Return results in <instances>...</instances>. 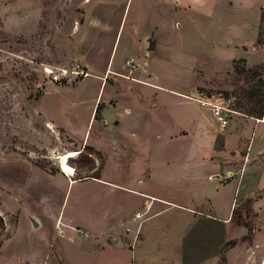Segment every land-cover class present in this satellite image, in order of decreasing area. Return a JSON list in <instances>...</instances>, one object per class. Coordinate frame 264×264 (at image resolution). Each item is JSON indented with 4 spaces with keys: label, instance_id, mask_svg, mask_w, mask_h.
<instances>
[{
    "label": "rangeland",
    "instance_id": "rangeland-1",
    "mask_svg": "<svg viewBox=\"0 0 264 264\" xmlns=\"http://www.w3.org/2000/svg\"><path fill=\"white\" fill-rule=\"evenodd\" d=\"M85 1L0 0V215L7 225L0 243L8 238L0 251V264H101L99 255L105 248L131 251L133 264H228L220 259L221 252L208 259L209 255H184L190 224L176 207L147 220L145 215L138 217L132 225L117 222L116 211L121 217L131 215L135 207L142 211L141 204L130 209L140 198L126 199L131 192H115L84 178L102 167L99 177L107 183L127 187L135 179L134 189L140 190V183L147 182L144 172L157 173L155 160L135 153H147L148 142L155 139L157 131L148 126L153 112L157 113L152 105L160 99L150 96L157 91L135 83L141 77L136 72L145 67L136 63L144 59L142 52L137 60H130V67L125 66L132 38L140 40L153 23L162 24V31L160 43V36L152 34L146 49L154 50L159 43L152 75L167 87L184 84L196 86L201 95L233 96L243 114L239 117L245 119L248 95L259 79L248 84L235 75L238 68L249 69L244 60L226 63L238 57L253 65L264 62V47L250 50L256 11L245 0H230L232 4L228 0H122L117 6L127 3L124 15L118 10L116 16L104 13L99 19L102 26L88 28ZM261 28L264 38V14ZM173 98L177 100L174 112L185 107L178 101L183 99ZM247 121V135L261 144L264 123L253 128V122ZM67 151L77 153L69 161L73 178L59 169L58 157ZM86 159L93 162V170L83 165ZM173 171L170 166L169 179ZM262 173L264 181V168ZM79 178L83 179L68 186L69 179ZM190 186L158 185L150 191L162 198L168 191L170 197L184 202ZM160 207V202L153 203L152 212ZM98 209L110 217L103 225L110 234L104 240L96 232ZM253 215V230L264 232V203ZM58 217L62 225L55 223ZM137 222L141 225L132 243ZM113 257L104 255V264H112L108 261ZM253 257L258 261L262 256ZM239 259L231 260L238 264Z\"/></svg>",
    "mask_w": 264,
    "mask_h": 264
},
{
    "label": "crops",
    "instance_id": "crops-1",
    "mask_svg": "<svg viewBox=\"0 0 264 264\" xmlns=\"http://www.w3.org/2000/svg\"><path fill=\"white\" fill-rule=\"evenodd\" d=\"M119 1L122 0H87L83 2L85 11H87V14L89 13V15L85 14L89 20L88 28L91 26L93 28L99 27V19L103 20L104 13H108V16L109 13L116 16L118 10L121 15H124L127 9V3H122L119 7L117 6V3H120ZM189 1L192 3L198 2V0ZM228 1L232 4L230 0ZM245 5L254 9L257 14V20L254 22L252 30L253 35H251V38L253 41L250 48L251 52H255L258 48L264 47L257 46L261 15L262 13L264 14V0H245ZM112 15L110 16L112 17ZM100 26H102L101 23ZM161 27L162 24L153 23L142 34L140 40L138 38H132L130 44L132 51L129 57L130 59H127V61H134L137 54L142 52V58L144 59L140 62L136 59V63L140 67L142 65H145V67L140 72H136L137 77H141L135 83L148 86L157 91L154 94L150 93V96L152 95L155 100L158 97L160 99L157 105H152V109H155L157 113L153 112L154 120L148 126L150 130L155 129L157 131L155 139L152 142H148L151 145L147 153H135L136 156H143L144 158L155 160L159 170L155 168L157 170L155 175H152L150 172H144L143 175L146 176L145 181L147 182L146 184L140 183V190L134 189V186L136 184L138 185L135 179H130L126 183L128 185L127 187L125 185L107 183L101 177L99 179L91 177L84 179H90L98 185L115 189V192L122 190L131 192L133 195L129 194V196H126V199H131L134 196L135 198H140L139 202L132 203L130 209L141 204L142 211H140V207H135L136 209H133L131 215L124 217H121V213L116 211L117 222L124 221L128 225H132L138 217L145 215V220H147L154 215L168 210L169 207H176L178 209L177 211L183 213V218L186 222L190 224V231L184 237L185 241L182 246V251L186 256L195 257L197 254V256L202 257L209 255L205 259L216 258V255L221 252L225 244L237 240L239 242L225 254L228 264H234L231 259L236 256L240 258L238 264H264V232L259 231L260 229H254L250 239L240 241L247 236L248 230L244 227L234 226L231 223L233 210L245 200L254 198L255 196L258 197L252 206L254 213L259 211L260 205L264 203V181L262 180L264 141L260 144V142H255L251 136L247 135L250 132V125L247 120L253 122V128H255L257 125L264 123V113L261 119L247 116L246 114L247 117L243 116L245 119L235 116L230 121L229 126L224 128L215 122L207 109L201 108L185 98V96H195V94H198L196 86L187 87L183 84L181 88L176 89L162 85L161 79H156V76L152 75L155 69L153 66L156 67L155 60L153 62L152 60L154 59V54L158 52L157 49L161 40ZM152 34H155L157 39L160 36L159 43L156 44L154 50L146 51L150 35ZM234 60H244L246 67L249 69L259 64H264L262 62L253 65L249 63V59H241L240 57L237 59H229L226 64H230ZM84 65L87 68L90 67L88 61H85ZM104 79L103 76L102 81ZM173 96L183 99L184 102L178 101L185 107L177 108L176 112H174V103L177 100ZM189 102L194 105L189 104ZM101 117L103 123L106 124L108 118L104 114ZM132 120L138 121L135 118ZM171 143L175 145L173 146V150H171L172 148L170 149ZM94 149L97 153L102 154L98 149ZM210 152L212 154H209ZM137 164H140V162L138 161ZM170 166L174 169L171 179L167 176V171L170 169ZM247 172H251V176L248 177ZM78 181L80 179L74 181L69 179L67 184L70 186ZM149 183H154V185H150ZM175 183H190L191 185V194L187 196L184 202L178 200L175 196L173 197L171 195L170 197L168 191L165 192L167 193L165 195H167L168 199L157 197L150 191L151 188L158 187V185L168 187ZM174 198L176 201H172ZM178 201H181L182 204L178 203ZM157 202H160L161 207L152 212L153 203ZM166 205L168 206L166 207ZM201 207H206L207 209L200 210ZM98 210L100 216L98 217L99 226L96 232L98 237L103 236L104 240L110 234L104 230L105 227L103 225L105 226L106 224V218L110 217L102 209ZM58 219L59 217L55 223L58 222V224H61L62 222ZM64 225H66V229L68 230L71 227L69 223ZM140 225L141 222H137L132 228L134 232L132 243L133 241H137L135 239ZM5 228H7L6 224ZM7 239H3L0 243V251L3 243ZM130 242L131 239L127 238L126 243L128 244ZM106 254L115 255V257L108 261L109 263L133 264L131 251L129 250L120 248L102 249L101 255H99L103 259L101 264H104V255ZM253 255H257L258 258L262 256L261 260L257 261V258L255 259ZM191 260H195V258Z\"/></svg>",
    "mask_w": 264,
    "mask_h": 264
},
{
    "label": "trees",
    "instance_id": "trees-1",
    "mask_svg": "<svg viewBox=\"0 0 264 264\" xmlns=\"http://www.w3.org/2000/svg\"><path fill=\"white\" fill-rule=\"evenodd\" d=\"M261 23H263V13L261 15ZM262 28L260 26V33L257 40L258 46H264V38L262 37ZM263 71L262 64H259L257 66H254L248 70H245L244 68H238L235 70V75L242 79L245 83H252L256 79H259L256 84H254V88L252 92L248 95L247 104L249 109V113H247V116L255 117L257 119H261L264 113V77L262 74H260ZM255 91V92H253ZM100 111V104L96 108V115L97 117L98 113ZM86 148V146L83 148ZM92 151V150H90ZM83 165L87 168V170L91 171L94 169V164L90 159H86L83 162ZM102 167H99L97 171L90 176L91 178L99 179V172ZM80 180L83 178H79ZM254 199L250 198L245 200L243 203H241L238 208H235L232 212L231 216V223L234 226L237 227H244L248 230V234L246 237L242 238L240 241H247L250 239L252 232H253V222L252 219L254 217L252 206L254 203ZM5 232V223L3 217L0 215V235H2ZM239 241L234 240L231 241L223 247L220 254V259L225 261V254L229 249H232Z\"/></svg>",
    "mask_w": 264,
    "mask_h": 264
},
{
    "label": "built area",
    "instance_id": "built-area-1",
    "mask_svg": "<svg viewBox=\"0 0 264 264\" xmlns=\"http://www.w3.org/2000/svg\"><path fill=\"white\" fill-rule=\"evenodd\" d=\"M132 64L130 61L125 63L126 67H130ZM87 76V75H85ZM187 100L197 104L201 108L207 109L212 118L221 127H227L230 121L235 116H242L240 111L235 107L236 99L233 96H223V95H201L197 94L193 97H185ZM81 233V231H79Z\"/></svg>",
    "mask_w": 264,
    "mask_h": 264
},
{
    "label": "bare ground",
    "instance_id": "bare-ground-1",
    "mask_svg": "<svg viewBox=\"0 0 264 264\" xmlns=\"http://www.w3.org/2000/svg\"><path fill=\"white\" fill-rule=\"evenodd\" d=\"M75 155H77L76 152L74 151H67L62 153L59 157H58V164H59V169L61 171V173L69 178H73L74 176V169L69 165V161L70 159H73L75 157Z\"/></svg>",
    "mask_w": 264,
    "mask_h": 264
},
{
    "label": "water",
    "instance_id": "water-1",
    "mask_svg": "<svg viewBox=\"0 0 264 264\" xmlns=\"http://www.w3.org/2000/svg\"><path fill=\"white\" fill-rule=\"evenodd\" d=\"M31 224H32L33 228L38 227V224L33 219L31 220Z\"/></svg>",
    "mask_w": 264,
    "mask_h": 264
}]
</instances>
